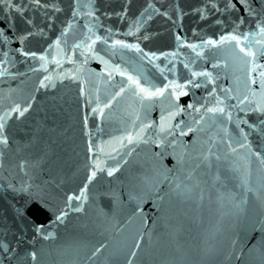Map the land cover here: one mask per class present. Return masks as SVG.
<instances>
[{
  "label": "snow or ice",
  "instance_id": "6c2138e0",
  "mask_svg": "<svg viewBox=\"0 0 264 264\" xmlns=\"http://www.w3.org/2000/svg\"><path fill=\"white\" fill-rule=\"evenodd\" d=\"M161 8L164 6L161 5ZM63 11L57 0H0V77L14 79L24 75L10 70L17 63V54L31 58L33 62L38 61L40 67L47 71L51 53L38 54L27 49L26 45L36 37H46L59 23L64 25L60 28L59 36L48 43V49L55 46L59 55L63 52L62 43L66 44V34L75 27L77 18L83 16V39L74 44L72 50L81 49L80 55L84 56V63L89 56L99 59L108 70L107 77L104 78L106 84L116 74L121 77L120 81L108 84L112 91L106 90L103 100L97 89L95 98L89 97L86 103L95 104L91 111L101 118L105 117V109L111 110L114 103L119 105L126 99L133 100L136 107L129 106L131 123L124 128L121 135L110 141L115 145L112 151L120 159L106 168L102 166L99 156L92 159L90 166L85 165L89 172L78 193H66L62 200L57 196L56 190L61 188L63 179L51 174L44 178L46 170L43 165L53 153L49 140L33 135L25 145L36 147V154L32 159L17 160L12 155L7 131L8 121L13 114L24 116L31 108V102H14L0 114V170L7 172V176L0 181V190L12 193V201H15H9L13 212L11 223L9 224L7 217L0 216V222L5 225L0 231V264H43V258L47 255L44 248L24 247L27 231L32 232L28 241L32 245L37 238L43 241L56 239L58 237L53 229L63 227L67 231L70 226V213H78L80 216L76 217L78 223L71 225L72 231L68 232L65 242L58 248V254L67 257L63 264H97L94 258L108 245H90L89 236L92 234H119L133 222L138 223L142 229L149 219L153 225L158 220L167 221L174 204L191 201L194 197L197 201H203L206 192L211 198L212 190L219 193L221 188L226 189L227 181L231 178L239 180L243 192L233 193L229 190L227 196L234 209L230 223L232 235L229 258L245 255L244 247L252 238V233H258L252 247L248 249L245 264H264V0H200L199 4L187 11L179 3L167 5L164 11L149 3L126 33L132 35L140 32L142 23L145 19L151 20L153 14L166 17L178 27L181 26L179 21L183 16L190 13L195 14L199 20L219 25L221 34L218 39L209 37L201 39L199 44L187 43V47L198 58L203 56L204 48H214L222 52L226 58L223 61L216 59L213 69L223 63L225 70H230L233 74L240 72L239 76H235L237 86L234 89H222L219 94L216 85L218 74L214 75L206 69L197 71L189 62L183 63V67L190 73L183 83L177 79H169L165 69L156 64L163 80L167 81L162 85L152 83L140 72L133 74L119 65H110L100 55L101 51L115 55L123 49L132 50L139 54L140 60L147 59L149 63L158 59V55L156 52H146L139 43L112 39L111 27L106 28L108 35H98L94 29L100 26L101 20L96 15L100 9L95 6V0L83 3L82 0H74L70 5V19L60 20L58 14ZM126 12L125 4L120 12L114 11L111 15L122 18ZM103 15L110 14L104 12ZM245 27L247 31L242 30ZM226 28L230 30L225 31ZM84 29L87 31L84 32ZM136 38L147 40L149 36L141 33ZM97 41L106 47L97 49ZM177 41L181 42L179 36ZM15 43L19 47H13ZM160 55H164L166 59H175L177 53ZM64 58H67V53H64ZM53 60L57 66L61 64L60 59L53 57ZM191 63H195V59ZM28 70L36 69L30 66ZM167 71L174 74L175 65ZM72 79L80 78L73 76ZM39 84L42 88L55 87L51 75H45ZM208 85L212 86L209 88ZM201 88H204L206 96L196 97L195 90ZM80 91L83 93V88ZM190 94L191 102L182 104L181 98ZM30 99L34 100L35 97ZM230 100H235L236 103H229ZM156 103L161 105L162 113L158 125L148 117ZM111 115L112 112L109 111L108 116ZM87 120L85 116V127ZM47 131L55 134L57 127L54 125L47 128ZM188 133L193 134L191 144L182 139ZM86 135L89 136L87 151L91 153L98 146L92 142L90 133ZM141 145L146 146L142 151L147 157L150 174L133 176L127 185H123L117 178L118 186L107 192L89 193V184L96 179L98 172L106 171L108 177H113L121 164H128L127 158ZM153 146L159 150L153 151ZM119 149L124 150L122 155ZM99 151L102 152L103 149L100 148ZM168 156L175 160L171 167L165 163ZM254 172L259 187L253 186ZM20 174L26 179L17 180L16 177ZM249 192L256 193L258 201L256 210L251 213L246 207V193ZM100 195L108 197L106 205L100 204ZM216 198L218 201L225 199L222 194ZM149 202L151 207L149 211H145L144 206ZM153 209L160 215H155ZM41 215L50 223L40 220ZM167 227L169 236L175 239L178 229L175 225ZM144 235V232L137 230L125 264H133L141 249ZM148 235L151 240V233ZM211 251L212 249H206L205 254ZM164 264L193 262L189 259L187 250L176 242Z\"/></svg>",
  "mask_w": 264,
  "mask_h": 264
},
{
  "label": "water",
  "instance_id": "95a60500",
  "mask_svg": "<svg viewBox=\"0 0 264 264\" xmlns=\"http://www.w3.org/2000/svg\"><path fill=\"white\" fill-rule=\"evenodd\" d=\"M57 2L64 9L62 13L58 14L60 20L70 19V5L74 0H57ZM83 2H87V0H82ZM149 3L155 4L161 11H164V8L169 4L179 3L187 11L190 7L199 4L200 0H95V6L100 9L96 15H99L101 20L100 26L94 29L98 35H108L106 28L111 27L113 30L112 39H124L128 43H139L146 52H156L158 55V59L149 63L147 59L140 60L139 54L132 50L123 49L115 55L101 51L100 55L104 56L110 65H119L133 74L140 72L152 83L162 85L167 81L163 80L159 69L155 67L156 64L165 69V74L168 75L169 79H177L178 82L183 83L184 79L190 76L189 71L183 67V63L189 62L190 66L197 71L206 69L213 72L214 75L218 74L219 78L216 80L218 94L222 89H234L237 86L235 76L240 75L239 71L233 74L230 70L224 69L223 63L216 69L212 67L216 59L223 61L226 58L222 52L214 48H204L203 56L198 58L196 53L187 47V43L199 44L201 39L209 37L218 39L221 34L219 25L199 20L195 14L190 13L183 16L182 20L179 21L181 26L178 27L166 17L153 14L151 20L145 19L142 23L140 32L126 35L133 21L140 17V13ZM125 4L127 5V12L122 18L111 15L114 11L120 12ZM161 5L164 8H161ZM104 12L110 15H103ZM84 23L83 16L77 18L75 27L66 34V44L62 43L63 52L59 55H57L55 46L48 49V43L53 42L59 36L60 28L64 26L59 23L55 30L48 32L46 37H36L26 45L27 49L36 51L38 54L51 53L48 57L47 71L40 67L38 61L33 62L31 58L17 54L15 57L17 63L10 70L24 73V75H19L14 79L0 77V114L14 102L21 104L31 102L32 105L24 116L13 114L8 121L7 131L10 137L9 145L13 150L12 155L17 160L32 159L36 154V147H26L25 145L28 144L33 135L49 140L53 153L43 165L46 170L44 178L51 174L58 179H63L61 188L56 190V194L61 200L66 193H78L89 172L85 165L90 166L92 159L99 156L101 164L105 168L114 165L116 160L120 159V156L112 151L115 145L114 142L110 143V141L113 137L121 135L124 128L131 123L132 116L129 114V106L136 107L133 100L126 99L119 105L114 103L111 110L105 109V117L101 118L91 111L95 104L86 103L89 97L95 98L97 89L101 100H103L106 90L112 91L108 84L120 81L121 77L116 74L113 80L106 84L104 78L107 77L108 70L105 65L99 59L90 56L84 63V56L80 55L81 49L72 50L73 45L83 39L81 25ZM228 30L230 29H225V31ZM242 30L247 31L248 29L245 27ZM86 31L84 29V32ZM141 33L148 35L149 39H137L136 37L140 36ZM177 36L180 37L181 42L177 41ZM13 47H19V44L15 43ZM96 47L103 49L106 46L97 41ZM173 52L177 53L175 59L172 57L166 59L164 55H160L161 53ZM64 53H67V58H64ZM53 57L61 60L59 66L55 64ZM193 59H195V63H191ZM173 65H175L174 74L167 71ZM30 66L36 70L29 71ZM45 75L53 77L55 87H40L39 81ZM73 76H79L80 79H72ZM211 86L208 85L209 88ZM253 87L257 86L253 85ZM81 88H83V93L80 91ZM195 93L196 97L206 96L204 88L195 90ZM31 97H35V99L31 100ZM191 100L190 94L182 97L181 103L191 102ZM229 103H236V101L230 100ZM109 111L112 112L111 117L108 116ZM161 114V105L156 103L148 113V117L158 125ZM85 116L88 118L86 127L84 125ZM54 125L57 127V133L49 134L47 128ZM86 133H90L92 142L98 146L94 147L91 153L87 151L89 136ZM182 139L191 144L193 134L188 133ZM17 148L19 151H16ZM100 148L103 149L102 152L99 151ZM145 148L144 145L138 147L132 156L127 158L128 164H121L119 171L113 177H108L106 171L98 172L96 179L89 184V193L107 192L110 188L118 186L117 178L123 182V185H127L133 176L150 174L147 157L142 151ZM158 150L153 146V151ZM123 151V149H119L121 155ZM165 163L171 167L175 164V160L168 156ZM5 176H7V172L0 170V181ZM21 178L26 179L23 174L16 177L17 180ZM252 183L254 187H259L255 172ZM229 190L233 193L243 192L237 178L229 179L227 188H221L219 193L213 189L211 198L206 192L203 201H197L194 197L191 201L174 204L167 221L158 220L153 225L152 220L149 219L142 229L138 223L133 222L119 234L114 232L92 234L89 236L90 245L98 246L99 243H107L108 245L94 259L97 264H125L126 255L139 229L145 235L133 264H164L176 242H179L187 250L189 259L193 264H245L248 249L252 247L254 238L258 233H252V238L244 247L245 255L229 258V243L232 235L230 223L234 213V209L227 199ZM221 194L225 199L218 201L216 197ZM246 196L248 199L247 210L250 213L254 212L258 206L256 193L249 192L246 193ZM9 201H12V193H4L0 190V216L7 217L10 224L13 212ZM12 202L15 203V201ZM99 202L102 206L106 205L108 197L100 195ZM144 207L145 211H149L150 202ZM152 212L155 213V210L153 209ZM155 215L159 216L160 214L155 213ZM79 216L78 213H70V226L67 231L63 227L53 229L58 238L49 241L37 238L34 245L29 244L28 241L31 239L32 232L28 230L24 247L29 249L33 247L36 249L44 248L47 255L43 258V264H63L67 257L59 255L58 248L65 242L68 232L72 231L71 225L78 223L76 217ZM39 219L45 223H50L43 215L39 216ZM167 225H175L178 229L175 239L169 236ZM3 227L5 225L0 222V231ZM149 232L151 233V240H149ZM206 249H212V251L205 254Z\"/></svg>",
  "mask_w": 264,
  "mask_h": 264
}]
</instances>
